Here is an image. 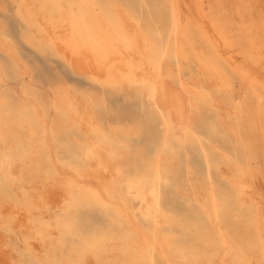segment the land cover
Masks as SVG:
<instances>
[{"label": "bare ground", "instance_id": "obj_1", "mask_svg": "<svg viewBox=\"0 0 264 264\" xmlns=\"http://www.w3.org/2000/svg\"><path fill=\"white\" fill-rule=\"evenodd\" d=\"M260 1L218 0L221 9L216 14H212L208 11L211 8L210 0H168L176 28L174 50L177 58L178 69L176 70L173 69L170 62L165 61L164 53L156 38L150 36V32H146L135 15L125 7L121 0H107L105 3L101 0H17L18 12L30 27L27 41L29 43L37 40L42 42L44 40L48 41L54 47L56 53L68 64L73 76L97 85L128 82L149 86L156 108L163 112L166 119L167 135L163 143L170 148L173 155L175 144L169 139V131L172 129L181 131L186 138L196 137L200 142L199 136L196 134L195 129H193V125L199 114L197 99L205 92L213 94L212 92L216 91L219 95H221L222 91L231 93L235 83L230 79L228 72L234 74L237 79H240L241 83L253 93L257 106L262 109L261 111H264V4L262 3L263 1ZM182 5H186V9H190L191 11L195 9L197 18L192 13L190 15L188 13V16L184 17ZM255 7L258 8V13L255 11ZM186 12L188 11L186 10ZM222 20H225V23L228 22L229 25H224ZM35 21L38 22L39 30L44 33L43 36L37 34L34 28ZM236 29L240 34L239 32L236 34ZM236 35L240 38L239 40L236 38ZM181 36L190 39L193 44L192 47L195 46L193 38H197L203 46V52L200 49L202 55L198 52L195 54L197 55L196 69L189 68V71H187L188 69L186 68L187 73L184 72V65L180 60L182 51L180 45ZM0 47L8 52L16 61V64H18L17 59H15L16 55L13 53V46L9 41L0 37ZM223 47L226 49H223ZM25 69L24 72L30 76L29 71ZM7 81L9 82V80ZM19 97H14V100L15 98L18 100ZM218 98L217 96L214 100L216 105L220 106ZM4 100L0 97V106H2L1 101ZM71 101V95H69L66 87H60L57 91L55 102L58 109L59 107L63 108V110L69 113L70 122L72 124L76 123L77 128L84 135V140L77 142L86 163L82 164L81 159L76 158L75 164L72 163L70 168L77 174L69 175L63 168L60 159L57 158L52 148H50L52 146L46 145L45 135L41 136L37 140L41 144L46 145L54 167L49 172L39 171L42 183H38L36 181L38 179L34 175V179L32 177L29 182L30 190H27L24 187L27 185H22L25 181L24 171L27 173L26 168L22 166L23 164L16 157L14 160L10 154L5 153L4 157L6 158L8 170L0 178V215L11 219L26 241H39V239H42L43 233L53 235V229H55H52V226L50 227L49 219L43 217L45 206L50 204L49 202L60 204L63 199H69L66 197L73 194V196L83 201H95L103 206L113 208L117 213L122 215L125 222V231L124 233L122 232V236L104 233L83 236L82 242L74 248L80 258L85 259L83 264H157V256L162 257L168 262L172 256L179 257L187 263L195 260L196 258L193 259L188 256L187 252H184L183 247L174 241L171 231L167 229L170 225V218L162 209V196L159 197L156 192L164 184L165 190L169 189L168 193L171 195L170 187H167L169 180L162 168L164 160H169L166 155L167 152L161 151L157 153V155L159 154V162L156 171L150 167L140 169L124 181L119 182L120 184H124L125 188L122 187L123 185L116 184L114 179L117 180L120 176L122 168L125 165L126 151L130 150V148L126 142L123 146L120 145V143L124 142L122 140H118L117 145H115L107 137L102 125L98 124L91 109L85 106L83 109L77 111L72 106ZM7 112L8 110L0 108V123L7 122ZM60 121L61 119L57 120V127H62ZM110 129L115 130L113 127ZM127 131L136 133L133 127L125 132ZM203 151L209 170L208 188L204 187L201 181L202 178L200 180L199 176L197 175V177L195 174V176H190L189 174L192 173L189 172L188 177L192 181V187L187 188L185 185L177 186V191L181 194H189L191 198L198 199L201 203L202 211L207 215L210 227L215 233L220 235L222 245L233 243V237L231 233L228 234L225 231L227 228L225 229L224 225H222L223 223L218 212L219 207H222L225 200L226 202H230L236 216H241L240 214L245 211L247 221L261 229L264 226V184L261 178L258 177L257 167L259 166H253L250 152L246 151L245 158L238 162L232 161L229 156L227 159V161L230 160L229 162L225 163L223 161L218 163L217 161H211L204 144ZM35 153L33 149L29 151L23 148L20 156L25 158L30 155L33 160L38 161ZM171 156L170 159H173ZM1 164L2 158L0 156V167ZM213 170L225 183L226 189L229 192L228 194L221 193L217 188L218 181L213 176ZM261 173L263 174V170ZM23 174L24 178H22ZM32 174L31 172L30 175ZM8 177L13 178L15 183L20 186L16 190L18 196L16 199L10 197L6 190L5 180ZM34 182L37 183V186ZM71 183L74 187L70 190L69 186ZM194 185H197L198 188L195 189ZM129 196L137 202L136 206H134ZM229 196L230 199H228ZM61 205H64V202ZM60 207L62 209L63 206ZM54 211L56 212V210ZM137 212L144 218H152V224L148 229L143 230V228H140ZM45 216L50 217L47 214ZM52 225L54 226V224ZM239 225L238 227L243 224ZM210 230L208 228V231ZM210 233L212 235L211 231ZM234 237L236 236L234 235ZM59 240H61V236ZM43 241L46 240L44 239ZM202 241L204 243L208 242L205 239ZM60 244L63 245L62 243ZM239 245L241 244L239 243ZM58 246V248L61 247L59 244ZM7 247L6 241L1 239L0 264H21V261L19 262L13 257L14 255L10 254V251L6 249ZM226 247L230 248L229 246ZM254 248L252 246V250ZM70 250L72 251V249ZM255 252L253 253L255 254ZM214 253L212 255L216 256ZM257 253H260L259 250ZM111 257L113 260L108 261V258ZM239 257L244 260V256L239 255ZM64 259L66 260V258ZM61 260H63V257Z\"/></svg>", "mask_w": 264, "mask_h": 264}, {"label": "rangeland", "instance_id": "obj_2", "mask_svg": "<svg viewBox=\"0 0 264 264\" xmlns=\"http://www.w3.org/2000/svg\"><path fill=\"white\" fill-rule=\"evenodd\" d=\"M101 1L105 3L107 0ZM121 1L125 7L135 15L146 32H150V36L156 38V41H158L164 53L165 61L170 62L173 69L177 70V58L176 52L174 51L176 28L168 0ZM260 2L264 4V0H261ZM210 7L211 8L208 9V11L212 14H216L221 9L218 0H210ZM182 8V14L184 17L186 15L188 16V13L189 15L192 13L194 17L197 18L195 9L192 11L186 9V5H182ZM255 9L258 13V8L255 7ZM186 10L188 12H186ZM257 13L256 15H258ZM222 21L224 25H229L228 22L225 23V20ZM34 28L36 29L37 34L41 36L44 35V33L39 30L37 21L34 23ZM29 31L30 27L28 23L18 12L17 0H0V37L11 43L13 46V53L16 55V58H14L17 59L18 62V64H16V61L12 56L0 47V97L5 99L4 101H1L2 106H0V108L8 110L7 122L4 121L3 123H0V156L2 158L0 178L3 174H6L5 172L8 170L6 167V158L4 157V154L8 153L14 160L16 157V159L23 164L22 166L26 168L28 174L24 171L25 181L22 185H27L24 186L27 190H30L29 182L32 177L34 179V175H36L35 178L38 179L35 180L38 183H42L41 177H39V171L49 172L53 170L54 167L50 153L46 149V145L52 146L50 148H52L57 158L60 159L65 171L71 176L77 174L70 168L72 163L75 164L76 158H80L82 164L86 163L81 153L82 150L77 142L79 140L83 141L84 135L77 128L76 123L72 124L70 122L69 113L66 110H63V108L59 107L58 109L55 102L58 89L64 86L69 95H71L72 106H74L77 111L88 106L98 124H101L102 128L106 131L105 133L109 140L115 145H117L118 140H122L124 142L120 143V145L123 146L126 142L130 148V150L128 149L126 151L128 154L126 153L125 156V168H122L121 174L117 180L114 179L116 184L120 186L123 185L122 187H124V184H120L119 182L124 181L127 177L132 176L140 169L150 167L156 171L159 162V154L157 155V153L161 151H164L165 153L167 152L166 155L170 161L165 159L162 168L169 180L167 187H170L171 195L168 193L169 189L165 190L164 184L161 188H158L156 192L159 197L162 196V209L170 218V225L167 229L171 231L174 241L183 247L184 252H187L188 256L196 259L187 263L179 257L172 256L168 262L162 257L157 256V264H264V226L259 229L257 226H254L253 223H249L245 211L240 214L241 216H236L230 202H226L225 200L222 207H219L218 212L221 222L223 223L222 225H224L225 229L227 228L225 231L228 234L231 233L233 237V243L222 245L220 235L215 233L210 227L207 215L202 211L201 203L198 199L191 198L189 194L185 195L177 191V186L185 185L187 188L192 187V181L188 177L189 172L192 173L189 174L190 176L195 174L196 176H199H197L199 179L202 178V180H200L203 182L204 187L208 188L209 170L203 151V144L208 151L211 161H217L218 163L223 161H225V163L229 162L230 160L227 161L229 156L232 161L238 162L245 158L246 151L248 153L250 152L249 154H251L253 166H259L257 167L258 177L261 178V181L264 184V111H261L262 109L257 106L255 96L241 83L240 79H237L234 74L228 72L230 79L235 83L231 93L222 91L221 95H219L216 91L212 92L213 94H207V92H205L203 93L204 95L202 94V96L197 99L199 114L194 123L195 127L193 125V129H195V132L201 141L199 142L196 137L186 138L181 131L172 129L169 131L168 136L175 144L173 155L170 148L163 143L167 135L166 119L163 112L156 108L149 86L146 84L128 82L121 84L112 83L97 85L79 79L72 75L68 64L56 53L54 47L50 45L48 41L44 40L42 42L37 40L33 43H29L27 41L29 38ZM235 32L237 34L239 31L236 29ZM236 38L238 40L240 39L237 35ZM193 40L194 47L197 50L192 47L193 44L190 39L185 36L180 37V45L182 49L180 60L184 65L185 73L189 71V68H192L193 70L196 69L197 55L195 54L198 52L202 55L203 52V46L199 40L197 38H193ZM223 49L226 48L223 47ZM23 68L29 71L30 76L24 72ZM186 68L188 69L187 71ZM7 80H9V82ZM132 87H135L134 90ZM215 95L219 97L218 100L220 106L216 105L214 98L217 96ZM14 97H19V99L17 98L18 100H16L15 98L14 100ZM116 110L117 112H115ZM118 112L120 113L117 114ZM59 119H61L60 122L62 127L56 126L57 120ZM209 123L213 124L210 126ZM243 123L244 125H242ZM111 127L115 128V130H111ZM132 127L136 130V133L130 131L125 132ZM1 133L4 136H2ZM44 135L46 145L41 144V142L37 140V138ZM142 141L144 142L142 143ZM145 141L147 142L145 143ZM23 148L29 151L33 149L36 152L35 154L38 161L33 160L30 155L22 158L20 153L23 151ZM144 151L146 152L144 153ZM170 156L171 158L173 157V159H170ZM261 166L263 174L261 173ZM30 169L31 171H29ZM31 172L33 173L32 175H30ZM213 173V176L218 181L217 188L221 193L228 194L229 192L226 189L223 180L215 174L214 170ZM22 178H24V174ZM5 182L6 190L10 197L16 199L18 197L16 190L20 186H18L15 183V180L11 177L6 178ZM34 183L37 186V183ZM69 187L71 190L74 186L71 183ZM194 187L195 189L198 188L197 185H194ZM159 189L162 191L160 190L159 192ZM129 197L134 203V206H136L137 202L133 200L131 196ZM66 198L69 199H63L60 204L49 202L50 204L45 206L43 217L49 219L50 227L52 226V229L55 228L53 229V235L56 236L53 237L51 234L47 235L43 233V235L41 234L42 239H39L40 242L38 240H33L35 242L26 241L21 232L14 226L13 221L6 216L0 215V240L2 239L6 241L8 246L6 249L10 251L12 256L14 255V258L19 262L21 261V264H83L85 259L80 258L78 252L74 249L76 245L82 242L83 236L99 233L123 235L125 231V222L123 221L122 215L117 213L113 208L103 206L95 201H83L73 196V194ZM228 199H230V196ZM63 202L64 205H61ZM60 206H63L62 209ZM54 210H56V212ZM46 214L47 216L50 215V217H46ZM137 215L140 228H143V230L148 229L152 224V218H144L139 212H137ZM239 224L243 225L240 226ZM238 225L240 227H238ZM208 228L211 229L210 231L212 232V235L210 231H208ZM229 229H233V231ZM235 229L237 230L234 232ZM216 234H218L219 237L218 235L215 236ZM234 235L236 237H234ZM60 236L61 240H59ZM44 239L46 241H43ZM204 239L208 240V242L204 243L202 241ZM42 241L43 243H41ZM57 243L61 246L60 248H58L59 246ZM239 243L241 245H239ZM226 246H229L230 248ZM252 246L253 248L255 247L253 249L254 251L252 250ZM70 249H72V251ZM258 250L260 253H257ZM253 252H255V254ZM213 253L216 254V256L212 255ZM175 255L177 254L175 253ZM239 255L244 256L245 261L242 260ZM62 257L63 260H61ZM99 257L103 258L101 256ZM64 258H66V260ZM211 258L212 260H210ZM110 260H113L112 257L108 258V261Z\"/></svg>", "mask_w": 264, "mask_h": 264}]
</instances>
